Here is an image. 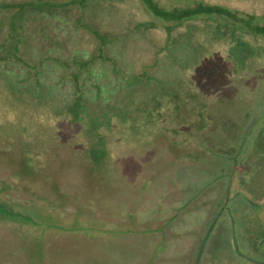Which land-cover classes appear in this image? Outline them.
Wrapping results in <instances>:
<instances>
[{
  "label": "rangeland",
  "instance_id": "374dc122",
  "mask_svg": "<svg viewBox=\"0 0 264 264\" xmlns=\"http://www.w3.org/2000/svg\"><path fill=\"white\" fill-rule=\"evenodd\" d=\"M69 1L38 3H63L57 14L71 13L83 26L100 32L109 30L106 37L117 40L124 36L115 34L118 29L157 21L143 0H98L88 2L83 9L64 5ZM157 1L168 7L181 2ZM35 16L36 12H31L24 19L30 29L38 24ZM38 19L48 25L46 14ZM148 25L140 27L155 35L157 42V29ZM47 30L49 34L54 32L50 26ZM3 31L5 27H0V36ZM246 34L253 42L232 44L234 59H210L186 74L175 54L156 70L161 71L159 77L151 74L149 67L143 71L144 76L135 83L148 85L159 98L161 91H168L170 104L168 101L158 114L156 122L162 124L154 125L157 129H143L138 121L146 116L140 114L129 123L131 133L127 124L120 122L110 135L108 159L114 171L103 172L107 182L104 187L100 185L101 194L89 182V193H84L93 204L94 211L86 214L85 222L89 223H78L79 227L72 223L66 229H37L33 241L28 232L32 225L5 231L0 228V264H36L45 239L51 264H264V36ZM92 36H76L69 48H93ZM139 40L129 42L124 50H136L139 43V51L133 53L138 58L148 55L151 45ZM193 49L203 53V48ZM125 65L132 67L129 61ZM96 72L97 78L112 75L103 66ZM179 77L182 80L178 82ZM130 79L126 77V82ZM175 82L187 88V94L172 92ZM195 125V137L183 140ZM38 171L37 179L47 176ZM65 181L62 187L74 182L69 177ZM82 219L78 216L75 221ZM63 222H69L68 218Z\"/></svg>",
  "mask_w": 264,
  "mask_h": 264
},
{
  "label": "trees",
  "instance_id": "16d2710c",
  "mask_svg": "<svg viewBox=\"0 0 264 264\" xmlns=\"http://www.w3.org/2000/svg\"><path fill=\"white\" fill-rule=\"evenodd\" d=\"M38 1L44 0L0 2V27H5L0 36V228L5 231L9 227L32 225V231H28L32 241L37 229H66L72 223H89L85 222L86 214L94 210L91 198L84 193H89V182L96 192H101L100 185L104 187L107 182L103 172L114 171L108 159L109 139L120 122L127 124L130 133V121L140 114L146 116L137 120L141 127L144 125L143 129L162 124L156 120L170 104L171 95L164 90L159 98L148 85L136 84L144 76L143 71L149 67L150 73L159 77L161 71L156 70L176 54L179 68L191 74L194 66L203 67L210 59H234L230 52L232 44L253 42L246 33L264 36V0H181L171 7L157 0H143L157 21L118 29L115 34L124 35L118 40L106 37L109 30L100 32L83 26L70 12L57 14L63 3L45 5ZM92 1L98 0H70L64 5L83 9ZM31 12H36L38 20L32 32L24 22ZM44 14L48 25L39 23L38 18ZM204 23L205 29L199 31ZM143 25L157 29V42L154 34L153 37L148 29L140 27ZM48 26L54 29L52 34ZM84 33L93 34V48H69L76 36ZM207 33L209 36L205 37ZM138 37L139 42L144 40L151 45L150 53L139 58L134 54L139 51V43L136 50H124L126 44ZM78 44L83 48L82 42ZM195 46L203 48V53L194 50ZM126 61L132 64L131 68L126 67ZM100 66L112 75L97 78L96 69ZM181 80L179 77L178 82ZM178 82L172 92L187 94V88H181ZM190 99L192 103L193 96ZM153 114L157 115L154 119ZM195 127L183 140L195 137L198 126ZM38 169L47 176L37 179ZM67 177L74 182L62 187ZM78 216L83 217L82 221H75ZM66 217L69 222H63ZM45 244L46 239L38 249L41 255L36 264H51Z\"/></svg>",
  "mask_w": 264,
  "mask_h": 264
}]
</instances>
